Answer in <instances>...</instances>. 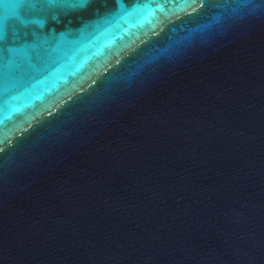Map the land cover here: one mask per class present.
Here are the masks:
<instances>
[{"label":"water","instance_id":"1","mask_svg":"<svg viewBox=\"0 0 264 264\" xmlns=\"http://www.w3.org/2000/svg\"><path fill=\"white\" fill-rule=\"evenodd\" d=\"M0 22V264H264V0Z\"/></svg>","mask_w":264,"mask_h":264},{"label":"snow or ice","instance_id":"2","mask_svg":"<svg viewBox=\"0 0 264 264\" xmlns=\"http://www.w3.org/2000/svg\"><path fill=\"white\" fill-rule=\"evenodd\" d=\"M58 2V0H46V3L48 5H54ZM9 8L14 9L15 7H17L16 4H12V5H8ZM12 15H15V13L13 12ZM6 36V32H5V26L2 22H0V41H3L5 39Z\"/></svg>","mask_w":264,"mask_h":264}]
</instances>
